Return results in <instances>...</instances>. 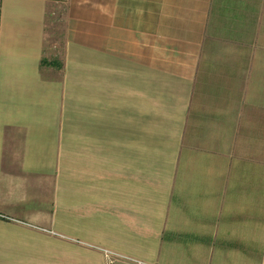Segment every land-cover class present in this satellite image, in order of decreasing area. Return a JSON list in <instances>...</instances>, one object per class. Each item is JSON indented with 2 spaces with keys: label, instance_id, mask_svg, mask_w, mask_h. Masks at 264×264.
I'll use <instances>...</instances> for the list:
<instances>
[{
  "label": "crops",
  "instance_id": "1",
  "mask_svg": "<svg viewBox=\"0 0 264 264\" xmlns=\"http://www.w3.org/2000/svg\"><path fill=\"white\" fill-rule=\"evenodd\" d=\"M81 244L264 264V0H0V264Z\"/></svg>",
  "mask_w": 264,
  "mask_h": 264
},
{
  "label": "built area",
  "instance_id": "2",
  "mask_svg": "<svg viewBox=\"0 0 264 264\" xmlns=\"http://www.w3.org/2000/svg\"><path fill=\"white\" fill-rule=\"evenodd\" d=\"M94 249L102 254L104 259V264H156V263H151L140 259H136L130 256H126L121 253L100 247H96Z\"/></svg>",
  "mask_w": 264,
  "mask_h": 264
},
{
  "label": "rangeland",
  "instance_id": "3",
  "mask_svg": "<svg viewBox=\"0 0 264 264\" xmlns=\"http://www.w3.org/2000/svg\"><path fill=\"white\" fill-rule=\"evenodd\" d=\"M47 35H46V39H45V55L47 54L48 50H51L54 45L57 43V38L54 37V32H55V23L52 22V20L49 18L47 21ZM82 245V244H81ZM81 247H85V248H96V246H89V245H82Z\"/></svg>",
  "mask_w": 264,
  "mask_h": 264
}]
</instances>
